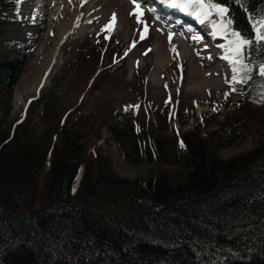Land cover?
Segmentation results:
<instances>
[{
	"label": "trees",
	"instance_id": "16d2710c",
	"mask_svg": "<svg viewBox=\"0 0 264 264\" xmlns=\"http://www.w3.org/2000/svg\"><path fill=\"white\" fill-rule=\"evenodd\" d=\"M249 8L258 17L264 0H249ZM16 10V0H0V105L11 98L29 58L2 38L13 17L7 12ZM233 14L251 34L246 14ZM251 59L252 79L235 92L247 111L260 105L262 78L255 68L264 51ZM41 100L14 126L0 125V264H264V141L224 160L215 152L222 132L205 135L201 122L177 137L165 132V116L154 140L144 144L132 119L121 127L110 123L125 157L188 168L187 182L176 186L166 174L129 179L96 143L86 156L75 124L63 125L45 146L33 124ZM38 198L43 206L35 210Z\"/></svg>",
	"mask_w": 264,
	"mask_h": 264
},
{
	"label": "rangeland",
	"instance_id": "374dc122",
	"mask_svg": "<svg viewBox=\"0 0 264 264\" xmlns=\"http://www.w3.org/2000/svg\"><path fill=\"white\" fill-rule=\"evenodd\" d=\"M38 2L16 0L17 10L7 12L13 17L2 38L15 42L14 47L27 53L29 58L11 98L0 105V125L14 126L26 116L25 112L31 102H36L37 97L42 98L34 111L33 124L44 137L45 146L53 144L63 125L75 124L83 135L87 148L86 156L93 154L92 146L96 143L98 150L108 157L113 169L122 177L147 181L166 174L174 186L187 182L188 168L183 162L159 163L145 159L135 162L125 157V150L111 138L109 124L119 123L121 127L127 124L124 119H127L128 123L129 119H132L136 130L138 129V141L144 144L154 140L160 131L159 124L165 123V116L169 121L165 132L177 137L185 129L201 122L200 127L205 135L222 132L221 144L215 152L224 160L247 154L264 141V103L247 111L240 101L244 96L230 93L225 98L224 94L230 92V86L224 79L226 75L230 76V69L227 61L221 58L223 49L218 47L225 41L211 35L212 27L202 28L195 24L188 35L190 39L196 35L203 37L199 43L193 40L197 49L203 50L200 54L202 59L211 56V62L214 61L215 55H220L219 64L215 66L217 76H211L208 81L198 84L200 77L193 79L190 61L183 56L182 47L179 48L181 53L169 64L160 68L161 70L157 69L160 47L163 45L165 50L166 46L163 41L168 45L173 42H169L167 36L157 39L159 32L155 31L158 19L154 13H145L142 17V21L148 25L146 33L144 23H137L136 18L130 19L129 33L134 36L130 37L128 43L127 32L123 29H119L114 37L110 36V31L106 30L105 26L109 25L112 17L108 19L105 16L91 25H81L76 29V25H73L74 28L72 27L66 38L58 43L60 37L56 36L59 35L61 27L65 26V23L70 24L73 18H67L63 12V19L57 21L56 30L50 32L51 36L54 34V38L48 34L50 27L44 36L41 33L42 21L37 19L39 11L43 12L47 8L39 6ZM117 4L115 2L116 8L119 7ZM151 4V1H147V6L142 4V7L146 9L151 7ZM60 7L62 8L58 6L57 9H61ZM176 21H179V18ZM169 22L168 25L174 21ZM169 28L170 26H167V29ZM82 30L87 31L84 35H78ZM142 33L145 36L143 40L140 39ZM55 46L59 50V55H55L60 66L43 88L47 63L52 59ZM149 48L154 50V54L146 58L139 55L131 62L130 56ZM131 49L133 51L129 55ZM222 63L225 70L221 68ZM204 73L205 70L200 68L199 74H203L205 79ZM210 73H215V70L213 72L211 69ZM152 79H155L157 84L154 85ZM216 79H219V85ZM48 102L51 103L50 114L45 118L43 109ZM225 104L228 105L227 108ZM127 106L138 107H131L126 111ZM224 109L225 112H221ZM205 117L209 120L206 125ZM82 173L83 167L79 170L75 186ZM42 206L43 201L38 198L34 209L40 210Z\"/></svg>",
	"mask_w": 264,
	"mask_h": 264
},
{
	"label": "bare ground",
	"instance_id": "6f19581e",
	"mask_svg": "<svg viewBox=\"0 0 264 264\" xmlns=\"http://www.w3.org/2000/svg\"><path fill=\"white\" fill-rule=\"evenodd\" d=\"M81 1H82V5H80ZM147 1L148 2L153 1V3L151 4V7H155L157 9V11L154 13L156 16H159L161 13L165 14L163 18L161 19L157 18L158 22L156 21L157 31H155V33L159 32L157 39L159 40V39H162L164 36H167V40L169 41V32L174 33L171 39V43L173 42V44L168 45L167 42L165 43L163 41V43L166 45L165 50H163L164 49L162 47L163 45H161V43L159 44V46L161 45V47L159 50L160 57H159V61H158L159 64H158L157 69L161 70L160 68H163V66L165 67V65L169 64V62H171V60L176 57L177 53L178 54L181 53V50L179 48L182 47L183 56L188 58L190 61L191 73L193 74L192 76L193 79H197L200 77L199 81H197L198 84H200L201 81L202 82L208 81V78L211 76H217V69L215 68V66L219 64L218 57H220V55H215L214 61H211V62L208 58L202 59L200 54L203 50L197 49V44L195 41H193L194 39H190V37L188 38V35L191 34L189 29L192 28V25H195V24L200 25L202 28H204L205 26L211 27V25H208V24L202 25L198 23L194 18L188 15H185L174 9L165 8L162 4L159 3V0H147ZM37 2L39 6L47 8L43 12L39 11V16L37 19V20L42 21L43 27L41 28V33L44 36L46 35L47 29L49 27H50V31L48 34L50 36H51L50 32L56 30V23L58 20L63 19L61 16L63 12L67 16V18L68 17L73 18L70 24L65 23V26L61 27L59 35L56 36L58 38L60 37V40L58 41V43H60L66 38L67 34H69L68 32H70L73 25H76L75 29L81 25H84V26L88 24L91 25L93 23H96L97 21H100L103 16L109 19L113 16V14L116 15V20L110 29V36L114 37V35H116V33L119 31V29H123L127 32V39H126L127 43L130 41L131 39L130 37L134 36L133 34L129 33L130 32L129 31L130 19L135 18L134 16L129 15V13L133 10V7H134V5L131 3V0H71V2H69V0H37ZM115 2L119 4V5L117 4V6L119 7L116 8ZM58 6H62V8L60 7L61 9L59 8L57 9ZM142 9L144 11V14L149 13V15H151V13H153V12L148 11V7H146V9L142 7ZM100 11H103V13L101 14ZM74 13L75 15H73ZM178 18H179V21H176V19ZM170 20L174 22L168 25V23H170L169 22ZM167 26H170V28L167 29ZM86 31L87 30H84V31L82 30V32L80 31L78 35L80 33L81 34L83 33L82 35H84ZM70 37H73V36H70ZM51 38H54V34L51 36ZM174 41L176 43H174ZM178 43L179 45L177 46ZM207 47H210V46H207ZM173 48H175V51L172 50ZM132 51L133 49L129 51V55L132 54ZM56 53H58L59 55L58 47L55 46L52 59L48 61L47 63V69L45 71V79L42 82V87L46 85L48 81L50 82L51 76L59 69L60 62L57 56L55 55ZM197 53H199V55ZM151 54H154V50L152 48L138 51L136 54H133L132 56H130L132 58L131 62H134V59L138 58L139 55L146 58ZM220 65H221V68L225 70V65L223 63ZM200 68L205 70V73H204V75H206L205 79L203 78V74L202 76L201 74H199ZM211 69L213 70V72L215 70V73H210ZM152 81L154 82L153 83L154 85L157 84V81L155 79H152ZM219 82H220L219 79H216V83L218 85H219Z\"/></svg>",
	"mask_w": 264,
	"mask_h": 264
},
{
	"label": "snow or ice",
	"instance_id": "6c2138e0",
	"mask_svg": "<svg viewBox=\"0 0 264 264\" xmlns=\"http://www.w3.org/2000/svg\"><path fill=\"white\" fill-rule=\"evenodd\" d=\"M71 2V0H69ZM134 5L133 10L129 15L134 16L137 23H144V33L148 30L146 22L142 21L144 11L142 4L147 6V0H131ZM165 8L177 10L185 15L194 18L200 24H208L212 27L211 35L214 38H221L225 41L224 44L218 45L223 49L221 58L227 61L230 69V76H225L224 82L230 86V92H226L225 98L230 93L238 91L237 85L248 84L254 73L253 60L251 59L252 52L261 50L264 51V9L257 15H252L249 8V0H159ZM238 6L233 9L232 5ZM242 10L246 14V19L250 22L252 33L249 34L246 29L239 27L234 12ZM254 10V9H253ZM148 11L155 13V7H148ZM165 14L161 13L157 16L158 19L163 18ZM116 20V15L113 14L109 25L105 26L106 30L111 29ZM191 31V29H189ZM174 33L169 32V41L171 42ZM107 38V37H106ZM145 38L142 33L140 39ZM196 42H201L203 37L200 35L193 36ZM135 43L133 44V47ZM206 47V46H205ZM175 51V48L172 49ZM127 54V53H126ZM146 54V53H145ZM199 55V53H197ZM178 55V53H177ZM208 59H212L211 56ZM255 72L262 78V92L260 103H264V60H261L255 68ZM138 106H127L128 108ZM214 111L216 109H213ZM138 130V129H137ZM181 147H184L181 141ZM75 191V189H73Z\"/></svg>",
	"mask_w": 264,
	"mask_h": 264
},
{
	"label": "water",
	"instance_id": "95a60500",
	"mask_svg": "<svg viewBox=\"0 0 264 264\" xmlns=\"http://www.w3.org/2000/svg\"><path fill=\"white\" fill-rule=\"evenodd\" d=\"M39 97H37L36 99H38Z\"/></svg>",
	"mask_w": 264,
	"mask_h": 264
}]
</instances>
